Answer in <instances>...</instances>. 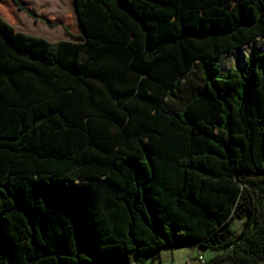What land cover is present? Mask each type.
<instances>
[{
  "label": "trees",
  "instance_id": "1",
  "mask_svg": "<svg viewBox=\"0 0 264 264\" xmlns=\"http://www.w3.org/2000/svg\"><path fill=\"white\" fill-rule=\"evenodd\" d=\"M74 4L78 41L0 16V264L193 245L224 251L205 264H264V52L217 61L264 39V0Z\"/></svg>",
  "mask_w": 264,
  "mask_h": 264
},
{
  "label": "rangeland",
  "instance_id": "2",
  "mask_svg": "<svg viewBox=\"0 0 264 264\" xmlns=\"http://www.w3.org/2000/svg\"><path fill=\"white\" fill-rule=\"evenodd\" d=\"M0 5L8 19L18 24L19 27L22 26V28L33 31L35 36L50 42H54V39L60 40V38L61 40L67 38L71 41H78V37L83 35L74 0H30V4L26 6L34 8L31 11L34 17L20 11L13 0H0ZM0 15L3 18V13L0 12ZM254 52H264V39H256L250 45L218 59L222 73L236 68L240 61L246 60ZM245 221L241 218L232 220L230 229L236 234L240 233ZM223 253V250H213L195 245L171 248L162 250L155 261L150 260L147 264H205ZM117 259L116 261H118ZM218 264L232 263L224 261Z\"/></svg>",
  "mask_w": 264,
  "mask_h": 264
},
{
  "label": "crops",
  "instance_id": "3",
  "mask_svg": "<svg viewBox=\"0 0 264 264\" xmlns=\"http://www.w3.org/2000/svg\"><path fill=\"white\" fill-rule=\"evenodd\" d=\"M32 1V0H31ZM20 2L29 10V11H33V9L34 8H28L26 5L27 4H30V0L29 1H26V0H20ZM0 12H1V14L3 13V19H5V21L7 22V23H9L10 25H12L13 27H15V29L17 30V31H20V32H23V33H25V34H27V35H30V36H35V33L33 32V31H30L29 29H26V28H22V26L21 27H19L18 26V24H16V23H14L13 21H11V19H8L7 18V16L6 15H4V11L2 10V6L0 5ZM24 12V11H23ZM0 16H2V15H0ZM80 24V23H79ZM80 27H81V25H80ZM82 28V27H81ZM82 30H83V28H82ZM83 35H84V31H83ZM82 35V36H83ZM35 37H37V36H35ZM60 38V37H59ZM54 42H58V41H71V40H69V39H67V38H64L63 40H61V38H60V40H53Z\"/></svg>",
  "mask_w": 264,
  "mask_h": 264
},
{
  "label": "water",
  "instance_id": "4",
  "mask_svg": "<svg viewBox=\"0 0 264 264\" xmlns=\"http://www.w3.org/2000/svg\"><path fill=\"white\" fill-rule=\"evenodd\" d=\"M246 216H247V220H249L251 213L247 212ZM238 219H239V217H238ZM229 229H230V226H227L224 229H222L220 232L221 237L216 238L215 241L211 240V245L215 246L216 244L221 245L222 243H225L231 237V231Z\"/></svg>",
  "mask_w": 264,
  "mask_h": 264
}]
</instances>
